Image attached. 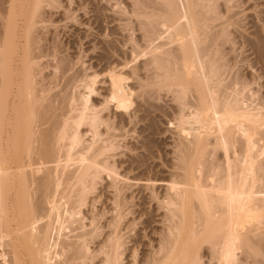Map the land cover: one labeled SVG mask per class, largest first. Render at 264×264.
Returning a JSON list of instances; mask_svg holds the SVG:
<instances>
[{"label":"bare ground","instance_id":"6f19581e","mask_svg":"<svg viewBox=\"0 0 264 264\" xmlns=\"http://www.w3.org/2000/svg\"><path fill=\"white\" fill-rule=\"evenodd\" d=\"M131 1L0 0V264H264V88L228 59L237 0ZM161 92L167 176L139 152Z\"/></svg>","mask_w":264,"mask_h":264},{"label":"rangeland","instance_id":"374dc122","mask_svg":"<svg viewBox=\"0 0 264 264\" xmlns=\"http://www.w3.org/2000/svg\"><path fill=\"white\" fill-rule=\"evenodd\" d=\"M122 2H123V5H125V7H127L126 8V10H129V8L131 7H129V5H131V4H129V3H131L132 1L131 0H121ZM236 1V0H235ZM243 1V2H242ZM247 1V2H246ZM239 2V3H238ZM133 3V2H132ZM237 7H235L234 8V12L235 13H237L238 11H240L239 12V14L238 15H236L235 17L236 18H238L239 17V20L238 19H236V18H234V19H236V20H238V21H240L239 23H237L236 24V26L234 27V26H232V27H230V31H231V37H233V39H232V41H231V43H228V45L226 46L227 47V49H228V52L230 53V54H228L229 55V57L230 58H228V59H230V63H231V65L233 64H235L234 65V67H235V70H236V68H237V70L238 71H236V73L238 72H240L241 74V77L243 76V78H245V80L247 79V81H248V79H249V83L250 82H252L253 81V83L252 84H254V81H255V83L256 82H258V83H256V84H258L259 85V83L263 86L264 85V0H237ZM241 3H242V5H241ZM239 4V5H238ZM246 4V5H245ZM239 6H241V7H239ZM129 7V8H128ZM132 8V7H131ZM130 8V9H131ZM241 9V10H240ZM246 10V11H245ZM244 14H243V13ZM259 13V14H258ZM243 16H242V15ZM240 15V16H239ZM251 15V16H250ZM240 17H242V18H240ZM134 19V18H133ZM237 22V21H236ZM137 21L135 20V24L134 25H136L137 26ZM241 23V24H240ZM135 26V27H136ZM137 28V30H140V29H138L139 27L137 26L136 27ZM233 29V30H232ZM237 29V30H236ZM118 30V32L120 31L121 32V30H119V28L117 29ZM80 31H82V32H84L85 30H83V29H81ZM233 31V32H232ZM235 31H237V33L235 32ZM115 32H116V30H115ZM124 32V31H123ZM130 32V31H129ZM129 32H126L125 31V33H127L126 35H128L129 34ZM138 32L139 31H137V32H135L136 33V36L137 37H139L138 35H140L141 36V34H142V32L140 33V34H138ZM124 33V34H125ZM117 35H119L120 37L122 36V35H120L119 33L117 34ZM117 35H115V36H117ZM114 36V35H113ZM118 36V37H119ZM261 36V37H260ZM239 37V38H238ZM262 39V40H261ZM260 40V41H259ZM233 42V43H232ZM233 44V45H232ZM237 47V48H236ZM230 48H231V50H230ZM247 48V49H246ZM124 50L126 49V51L128 50H130V49H128V47H126V48H123ZM240 50V51H239ZM262 51V52H261ZM233 54V55H232ZM238 54V55H237ZM237 56V57H236ZM245 56V57H244ZM143 59H145L144 57H142ZM141 58V59H142ZM140 59V61H142ZM88 60V59H87ZM241 60V61H240ZM229 61V60H228ZM243 63V64H242ZM255 64V65H254ZM253 65V66H252ZM255 66V67H254ZM98 68H101L100 67V65L98 66ZM253 68V69H252ZM259 69V70H258ZM100 70V69H99ZM257 73V74H256ZM255 74V75H254ZM257 76H258V78H257ZM102 77H104V76H100V79H102ZM247 77V78H246ZM256 77V80L254 79ZM242 78V79H243ZM252 79H254V80H252ZM257 79H258V81H257ZM244 79H243V81H245ZM251 80V81H250ZM246 81V82H247ZM251 84V85H252ZM255 84V85H256ZM97 86H100V88H104L105 86H106V84H102V85H100V83L97 85ZM257 86V85H256ZM261 86V88H264V86L262 87ZM253 87V86H252ZM251 87V88H252ZM253 88H258V87H253ZM260 89V88H259ZM262 90V89H261ZM259 91L260 93H262V91L264 92V89L262 90V91ZM163 93V94H162ZM166 93V92H165ZM164 92H161V95L162 96H160L159 97V99H158V96H155L154 97V99L152 100L151 99V102H152V106H149V109H148V111L146 112V113H148V114H150L149 116H148V118H150V117H154V121H153V123H152V127H153V129L152 128H150V129H148V131H152V132H156V131H158V132H156V133H154V135L152 134V133H150V137H152V138H150V148H151V150L153 151V156H151V155H149L148 156V154H149V152L147 151V150H145V149H143L142 148V150L141 151H139V152H142V153H140V154H142V156H141V159L142 160H144V156H146L145 157V160L144 161H148V163H150V165L153 167V169H154V166H155V170L157 169V167H158V169H157V172H159L158 174H163V175H165L166 174V176H167V174H169V170H170V165H167V164H173L172 162H174V161H172V159L174 160V158H172L174 155V152L172 151V150H174V149H172L171 147H170V145H167V144H171V141L173 142V141H175L177 138H178V135L176 134V132L173 130V132L175 133V135H174V133L172 132V128L174 127L172 124L170 125L168 122H167V120H168V118H169V116H171L172 114H173V109H171L172 108V106H173V108L175 109V107H176V102H173V99H171L172 97L170 96H168V98H167V95L165 94ZM163 95H165V96H163ZM161 97H162V100H161ZM169 99V100H168ZM172 101V102H171ZM174 103V105H175V107H174V105H172ZM154 104V105H153ZM153 107V108H152ZM156 107V108H155ZM163 108V109H162ZM149 110H150V113H149ZM159 113V114H158ZM169 114V116H168V114ZM154 114V115H153ZM157 114V115H156ZM164 115H165V117H164ZM157 116V117H156ZM163 116V117H162ZM161 117V118H160ZM164 118V119H163ZM161 121V122H160ZM141 124H139V126H140ZM158 125V126H157ZM156 126V127H155ZM172 126V127H171ZM168 127H170V128H168ZM156 129V130H155ZM169 129V130H168ZM174 129V128H173ZM163 130V131H162ZM164 130H166V132H167V134L166 133H164L165 131ZM161 131L163 132V134L164 135H162V133H161ZM169 131V132H168ZM172 133H171V132ZM161 135H160V134ZM170 133V134H169ZM166 134V135H165ZM136 135V134H135ZM151 135H153V136H151ZM157 135V136H156ZM174 138H173V137ZM177 136V137H176ZM175 137H176V139H175ZM172 139V140H171ZM174 139V140H173ZM157 140V141H156ZM135 140H133V142H134ZM152 141H154V143L152 142ZM161 141V142H160ZM170 141V142H169ZM136 142V141H135ZM159 142V143H158ZM173 143H175V142H173ZM152 144V145H151ZM166 144V145H165ZM174 144H171V146L172 147H174L173 146ZM123 149V148H122ZM157 149H159V150H157ZM164 150V152H162V151H160V150ZM169 150H171V151H169ZM145 152V153H144ZM162 152V153H161ZM166 152H169V154L167 153V155H166ZM170 152H172L173 154H171ZM163 155L164 156V159L161 157V156H159V155ZM165 154V155H164ZM168 156V158L166 159V157ZM170 156V157H169ZM152 157L154 158V159H152ZM171 158V159H170ZM160 159V160H159ZM171 160L172 162H169L168 160ZM154 161V162H153ZM166 161H167V164H166ZM154 163V164H153ZM157 165H159V166H157ZM167 165V166H166ZM157 166V167H156ZM166 167V168H165ZM168 168V170H166ZM153 172H154V170H153ZM168 172V173H167ZM162 175V176H163ZM164 185V184H163ZM162 184L160 185V187H161V189L160 190H162V189H165V188H163V187H165V186H163ZM152 205V206H151ZM147 204L146 205V207H145V213H144V217H142V219H141V221H145L144 219H148V221L149 220H151V221H149L148 222V226L150 227V225L152 224V227L154 228V203L153 204ZM153 207V208H152ZM151 209H152V211H151ZM148 212V213H147ZM153 214H152V213ZM147 213V214H146ZM155 213H157V211L155 212ZM161 213H162V211H161ZM151 215H153L152 217H151ZM157 216V215H156ZM158 217V216H157ZM156 218V217H155ZM150 222H151V224H150ZM139 225H141V223L139 224ZM138 225V226H139ZM142 225H144V224H142ZM141 225V226H142ZM149 229V228H148ZM150 229H152L151 227H150ZM153 230V229H152Z\"/></svg>","mask_w":264,"mask_h":264}]
</instances>
